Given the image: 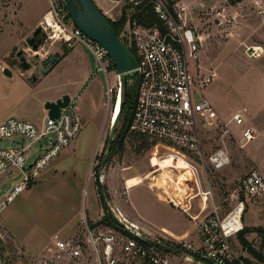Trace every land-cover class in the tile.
<instances>
[{"label":"rangeland","instance_id":"rangeland-1","mask_svg":"<svg viewBox=\"0 0 264 264\" xmlns=\"http://www.w3.org/2000/svg\"><path fill=\"white\" fill-rule=\"evenodd\" d=\"M92 1L108 20L118 21L124 17L126 21V8L115 6L110 0ZM257 4L264 11V0H180L178 6V10L184 8L182 19L200 39L196 61L200 79H209V83L195 88V100L203 95L212 104L220 122H227L238 108L246 107L247 125L253 128L255 137L239 148L235 138L221 136L223 123L219 125L217 121L207 127L198 122L204 156L223 145L230 155V164L225 168L215 171L208 166L206 169L214 201L221 207L224 206L221 201L237 188L242 176L253 170L264 175V13H258ZM46 5L47 0H0V123L9 117L35 125L42 122L38 105L53 91L44 88L57 81L51 76L52 70L42 73L39 58L52 45L46 41L38 51H31L26 39L32 32L25 39L21 36L28 33L32 21L40 17ZM126 25L124 23L119 39L129 50L126 42L129 39L124 34L127 33ZM9 28L13 29L11 33ZM251 46L262 49L260 57H250L247 48ZM72 50L79 57L81 69L90 71L73 97L75 105L79 113L88 105H97L99 113L91 118L83 113L77 137L38 173L31 189L17 194L1 211L0 264H91L87 261H52L51 236L58 232L63 238L70 237L80 229L84 219L88 224L99 222L105 214L100 192H103L106 207L120 210L130 220L155 232L158 238L162 236L161 229L180 236L193 228L186 213L160 198L159 189L149 185H154L161 176L170 179L179 197L177 204L184 206V195L188 190L181 178H175L176 171L170 170L174 160L154 157L153 166L150 162L152 144L127 131L122 150L110 157L108 154L102 170H98L112 130L111 114L118 80L115 69L106 70L111 88L108 103L104 75H92L91 54L78 43ZM18 51H22L30 69L22 71L19 68ZM4 68L10 76L2 73ZM131 84L128 78L127 87ZM229 127L238 136L239 128ZM102 140L103 145L99 147ZM9 145L7 140L0 141V146ZM32 160L30 158L29 162ZM177 164L179 168L182 166ZM151 177L155 181L150 180ZM168 185L166 187L171 190V184ZM10 187V183L3 185L0 199ZM199 204L200 201L195 199L188 213H196ZM243 225V230L248 231L244 238L249 247L264 257V244L261 247V236L255 232L258 228L264 229V196L249 205ZM191 239L195 240V236ZM244 258L247 264H259L249 253Z\"/></svg>","mask_w":264,"mask_h":264},{"label":"built area","instance_id":"built-area-1","mask_svg":"<svg viewBox=\"0 0 264 264\" xmlns=\"http://www.w3.org/2000/svg\"><path fill=\"white\" fill-rule=\"evenodd\" d=\"M110 1L128 11L125 21L127 33L124 34L129 39L126 42L133 50L136 62V97L128 132L152 144V157L174 158L170 170L176 171L175 178H181L188 193L184 195V206L171 198L164 200L186 213L193 222V228L180 236L161 229L159 233L162 236L158 238L140 222H134L120 210L110 208L119 226L117 229L103 224L91 226L84 219L80 229L68 238L56 232L51 236L52 261L247 264L244 257L249 252L242 245L239 234L243 231V217L249 205L264 196V175L255 170L245 174L239 179L237 188L221 201L224 206L215 203L206 169L209 166L215 171L221 170L231 160L224 145L207 157L202 151L198 122L212 127L218 116L203 95L198 100L193 95L195 88L209 83V79H200V67L196 62L200 39L182 19L184 8L178 10L180 0H170L171 4L168 0ZM257 5L258 13L263 14L261 5ZM148 7L155 16L151 24H145L139 17ZM37 26L45 33V42L49 41L50 45L61 43L71 49L78 43L91 54L92 75H104L109 103L111 88L107 83L106 70L114 68L112 61L99 43L72 23L65 9V0H47V10ZM247 52L250 57L257 58L262 49L251 46ZM115 77L118 89L113 104L121 92L116 73ZM247 116V108L242 107L227 122L218 121L219 125L223 123L221 136L235 138L239 148L255 138L253 128L247 125ZM230 125L239 128L238 136L230 130ZM81 126L75 98H70L68 104L60 109L57 118L46 115L41 125L14 117L0 123V141L10 143L9 146H0V191L4 184H11L0 199V212L17 194L33 185L38 173L77 137ZM30 158H33L31 162ZM179 160L183 165L180 168ZM150 180L155 181L153 177ZM154 189L158 190V186ZM195 199L200 201L199 208L190 214L188 210L192 209ZM192 236L195 240L191 239ZM251 258L264 264V261Z\"/></svg>","mask_w":264,"mask_h":264},{"label":"water","instance_id":"water-1","mask_svg":"<svg viewBox=\"0 0 264 264\" xmlns=\"http://www.w3.org/2000/svg\"><path fill=\"white\" fill-rule=\"evenodd\" d=\"M65 9L72 23L86 36L99 43L105 49L121 83L120 108L115 123L113 122L111 125L112 130L110 131L108 137L105 152L102 154V158L98 165V170L101 171L111 149L115 126L121 113L127 79L134 78L136 75V62L134 57L127 52L117 34L107 23L106 18L92 0H65ZM44 42L45 33L38 26L32 31L31 37L26 39V44L31 51H38ZM22 54V51H18L16 56L19 59V68L22 71H26L30 69L31 66ZM35 58H37V56H35ZM60 60L61 58L59 56L49 55L43 60L42 65L44 68L42 73H48L58 62H60ZM2 73L5 76H10L9 71L6 68L2 69ZM69 100L70 97L68 95H64L55 101L46 102L44 104V110L46 111L47 116L49 118H57L59 116L60 109L64 108L68 104ZM96 178L98 181V188L101 191L100 177L97 176ZM107 210L113 217L112 211L109 207H107Z\"/></svg>","mask_w":264,"mask_h":264},{"label":"crops","instance_id":"crops-1","mask_svg":"<svg viewBox=\"0 0 264 264\" xmlns=\"http://www.w3.org/2000/svg\"><path fill=\"white\" fill-rule=\"evenodd\" d=\"M46 10H47V5L39 14L40 17L32 21L30 28L28 29V33L22 35L21 38H24V39L27 38L28 35L37 27L41 16L46 12ZM12 31L13 29L9 28L8 32L11 33ZM49 55L59 56L61 60L52 68V71H51V76H53L55 78V81L57 82L54 84L53 83L49 84L51 86L47 84L44 88L45 91L46 89H50V90L53 89V91L47 94L41 100L40 104L38 105V112L42 114L43 119L47 115L46 111L44 110V104L46 102L55 101L56 99L62 97L63 95H68L70 98H73L74 95L78 92L79 88L83 85L84 81H86V77H88L90 73L89 70L87 71V70L81 69L79 65V61H80L79 57L77 56L75 52H73L72 48L69 49L61 43L53 44L49 51L43 53V55H41L42 57L39 58L40 62H42ZM40 68L42 71L44 68L43 65ZM83 104H84V101L82 100L81 105L83 106ZM103 105L101 104V106ZM99 108L100 107L99 106L97 107V105H88L87 107H85V109H82V113H79L77 109L81 122L83 123V117H84L83 113H87V117L91 118V117H94L95 115H98ZM97 144H96V147H97ZM102 145H103V140L99 147H101ZM94 152H93V156H94ZM32 186L30 187V189L32 188ZM128 202L130 203V201ZM183 205H185V201Z\"/></svg>","mask_w":264,"mask_h":264},{"label":"trees","instance_id":"trees-1","mask_svg":"<svg viewBox=\"0 0 264 264\" xmlns=\"http://www.w3.org/2000/svg\"><path fill=\"white\" fill-rule=\"evenodd\" d=\"M170 2V0H168ZM171 4V2H170ZM141 19H144L143 22L145 24H151L155 21V16L153 14V12L150 10V8L148 7L146 9V12L139 16ZM107 23L110 25V27L114 30V32L117 34V36L119 37L122 29H123V25L125 23V19L124 17L119 19L118 21H110L106 18ZM124 45V44H123ZM125 47V45H124ZM126 48V47H125ZM127 50V49H126ZM127 52L134 56V52L133 50L129 49L127 50ZM114 69V68H113ZM131 79V86L127 87L126 85V89H125V95L122 101V108H121V113L119 116V119L117 121L116 126L119 124L120 119L121 120V124L120 127L115 128L114 130V137L112 139V143H111V149L109 152V157L118 151H121L123 148V142L125 140L126 137V133L128 131V127H129V123H130V119H131V110L133 107V103L136 97V88H137V83H136V78H129ZM108 141V140H107ZM106 147V146H105ZM103 192L101 193L100 196V200L101 203L103 205L105 214L104 216L99 220V222H97L96 224H103L106 225L108 227H112L117 229L119 226L117 224V222H115V220L113 219V217L111 216V214L108 212L107 207H106V203H105V199L102 197ZM91 226H93V224H90ZM247 229H244L240 234H239V238L240 241L242 243V245L246 246L248 249L249 254L256 258L259 262L264 261V257L261 255V253L255 249H251L249 247V243L247 242V240H245L244 235L247 233ZM255 232L261 236V247H263L264 244V229L258 228L255 230Z\"/></svg>","mask_w":264,"mask_h":264},{"label":"bare ground","instance_id":"bare-ground-1","mask_svg":"<svg viewBox=\"0 0 264 264\" xmlns=\"http://www.w3.org/2000/svg\"><path fill=\"white\" fill-rule=\"evenodd\" d=\"M119 98L120 96L118 97V101L116 102V104L114 105V108H113V111H112V114H111V120H112V124L113 122L115 123V120H116V117H117V114L119 112V108H120V105H119ZM152 157L150 159V162L151 164L154 166L155 164H153V160H155L156 158ZM153 159V160H152ZM165 159H170V160H174L173 157H168V158H165ZM179 165H182V162L181 160L178 161ZM183 166V165H182ZM168 183L171 184V190H169L167 187L169 186ZM155 186H158V189L159 190V197L162 198V199H165V198H171L173 199L176 203H178L179 201V197L178 195L175 193V191L173 190L174 188V183L170 180V179H166L164 177L161 176L160 179L157 180V182H155L154 184ZM154 185H151L152 187H155ZM166 185H168L166 187Z\"/></svg>","mask_w":264,"mask_h":264},{"label":"flooded vegetation","instance_id":"flooded-vegetation-1","mask_svg":"<svg viewBox=\"0 0 264 264\" xmlns=\"http://www.w3.org/2000/svg\"><path fill=\"white\" fill-rule=\"evenodd\" d=\"M23 55V54H22ZM35 59H37V58H35ZM42 64H43V61H42V63H41V66H42ZM44 67V66H43Z\"/></svg>","mask_w":264,"mask_h":264}]
</instances>
